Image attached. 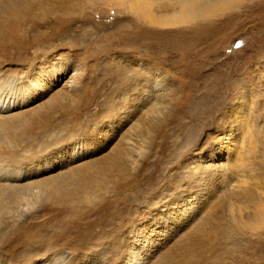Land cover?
Listing matches in <instances>:
<instances>
[{
	"label": "rangeland",
	"instance_id": "1",
	"mask_svg": "<svg viewBox=\"0 0 264 264\" xmlns=\"http://www.w3.org/2000/svg\"><path fill=\"white\" fill-rule=\"evenodd\" d=\"M122 1L123 5L109 7L105 0H39L35 4L40 7L29 15L34 27L25 36L23 31L0 29V46L4 49L2 52L0 48L2 81H17L36 74L38 69L34 67L39 59L45 64L44 57L75 61V70L60 76L50 92L60 91L57 106L38 107L46 103L49 93L43 103L23 107L18 101L29 103L26 87L27 91L14 103H8L9 109L0 111V124L16 116L17 121L27 120L25 123L33 127L24 133L26 125L17 123L15 134H11L15 139L0 146V151L11 153L15 159V143H19L38 152L19 171L21 176L39 174L14 182L52 177L59 183L60 176L73 168L77 169L76 177L84 176L72 193L51 197L45 215L31 221L42 227L48 237L64 233L70 241L50 246L47 256L34 250L36 253L29 262L30 256L22 254L13 264H35L48 257H52L49 264H81L91 253H99L92 264H121L126 253L129 261L142 260L143 264H264V208L260 199L251 203L253 208L247 210L242 225L236 209L242 204L228 195L230 189L239 190L247 183L257 184V191L264 193V68L259 64L252 67L254 61L264 58V51L245 55L252 40L264 38V0H198L199 6L208 9L204 16L167 25L150 22L149 15L153 13L160 19L178 14L183 8L182 1L186 0ZM99 5L104 8L100 13ZM138 9L143 12L141 16L136 13ZM121 52L154 57L164 68L165 75L156 77L154 87L159 90L145 89L136 101L137 104L144 98L157 103V112L149 116L155 130L145 133L150 142L148 158L134 169L128 164H116L111 154L121 133L136 119L143 118L142 105L138 110L131 109L139 113L134 119L127 117L103 133L109 138L96 142L95 159L86 158L55 173H50V164L32 163L77 136L94 119L103 120L113 114L112 110L102 112L104 101H112L109 107L115 109L120 92L138 71L115 55ZM233 69L243 76L247 85L244 91L234 87L230 79ZM16 89L8 86L3 98ZM130 99V95L122 98L125 108ZM229 102L236 107L224 116V106ZM20 113L23 115L18 116ZM36 119L39 121L35 122ZM127 119L131 123H126ZM211 128L216 131L208 135L204 147L216 142L219 146L205 156L203 151L200 153L202 149H197ZM224 138L232 143L223 149L220 143ZM132 144L135 147L136 144L131 141L133 150ZM101 152L104 154L99 155ZM23 154L31 158L28 152ZM80 155L88 154L74 151L71 159L77 160ZM177 165L182 167L173 171ZM196 176L204 178L207 186L214 184V189L208 188L205 194L206 189H199L202 186L199 180L195 181L192 187L197 190L190 195L206 198L188 197L196 205L194 213L188 217L183 215L187 212L172 215L174 224L162 231L161 240L149 235L144 241L145 234L133 235V229L142 226L147 233L149 226L162 227L160 223L170 216L162 214L165 212H160V206L179 202L175 199L181 196L185 181ZM156 203L161 205L158 207ZM24 205H20V212L32 210L30 205ZM248 214L255 216L249 221ZM146 215L150 217L143 220ZM178 216L181 222L175 221ZM24 218L17 216L10 221L16 226ZM198 225L200 228L193 231ZM58 253L60 257L53 259ZM154 254L155 258L149 261L147 257Z\"/></svg>",
	"mask_w": 264,
	"mask_h": 264
},
{
	"label": "bare ground",
	"instance_id": "2",
	"mask_svg": "<svg viewBox=\"0 0 264 264\" xmlns=\"http://www.w3.org/2000/svg\"><path fill=\"white\" fill-rule=\"evenodd\" d=\"M35 1L39 0H0V29L7 28L9 30H17L23 31V36H25L30 29L34 27V22L31 19V16H29L36 7H40L35 4ZM115 0H105V5L112 7L113 4L117 5H123L124 2L122 0H117V2H112ZM189 1H191L189 3ZM183 2V8L178 14L168 15L166 17L160 18L158 15H155L151 13L149 15V21L152 23H169V24H178L183 21H188L191 19L196 18L197 16H204V13L208 11V9H205L204 6H199L197 4L198 0H186ZM185 2V3H184ZM197 4V5H196ZM101 6V5H99ZM200 10H196V9ZM97 11L102 12L104 8L101 6V8L97 7ZM140 16L143 14V12L138 9L136 11ZM102 22V20H100ZM167 25V24H166ZM23 26L25 27L23 29ZM58 28L54 27L52 30H56ZM44 35V34H43ZM45 44L50 45L48 41H44ZM25 46L24 43L21 44V48L23 49ZM2 52H4V49L0 46ZM55 60L51 61V63H57L61 62L56 56ZM45 64H42L41 60L39 59L36 63L35 69H38L36 71L37 76L45 75V69L48 67V64L46 62H49L50 58L44 57ZM80 73V71H79ZM31 77V76H30ZM30 77H21L17 79V81H2L0 80V109H3V111L9 109L10 105L8 103L15 102L16 98L23 94L25 91H27L26 87H19L13 92L10 91L9 99H11L13 96V100L9 101L6 96L3 98V95L5 94V89L8 86H14L17 84H23L24 81L28 80ZM1 79V78H0ZM51 79V78H50ZM76 80V78H73ZM60 81V77L51 79V83H49L47 86L44 87V91L50 93L53 88L57 85L56 82ZM75 82V81H73ZM32 83H35L33 81ZM54 86V87H53ZM58 90V89H57ZM53 94L48 96V100L44 101L46 103L38 105L39 108H44L46 104L48 105H55L57 106L59 104V100L61 98L60 91H57ZM19 92V93H18ZM152 98H155V96H151ZM137 110L144 105V108L142 109L143 118L136 119L131 125V127L125 132L121 133V138L119 141L114 145L113 149L111 150V154L115 156V162L116 164H128L130 167L134 169H138L141 165V160H146L148 158V152L147 149L149 148L150 142L145 137V133L149 130H155L154 127L150 125L151 118L149 116H152L153 113L157 112L156 109V100H148V99H141L138 101ZM23 113L18 114V116H22ZM0 116H2L0 114ZM145 117V118H144ZM144 119V120H143ZM238 119V118H237ZM27 120L22 119L21 121L16 120V116L9 117V120L5 123L0 124V146L5 145L9 140L15 139V136H11V134H15L16 132V124L21 123L25 124L26 126L23 128L24 133L30 132L31 129H33L31 124H26ZM39 120L36 119L35 122H38ZM238 122V120H237ZM148 123V125H145ZM233 132V130H232ZM119 133V130L117 131ZM116 133V134H117ZM76 136L72 139H68V141L75 139ZM107 135L102 134V140L105 142L108 140ZM63 140H57V142H62ZM224 142L220 143L221 147L224 149L225 146H227L230 142L229 138H224L222 141ZM67 141V142H68ZM131 141L136 144V147L132 144L133 150L131 149ZM130 142V143H129ZM48 149V146L45 147L42 151H45ZM232 149V148H231ZM23 151L28 152L31 158H27L26 155L23 154ZM41 151V152H42ZM204 149L200 151L202 153ZM14 154L13 157L15 159H12V154L6 151H0V264H13V260L22 254H26L30 256V258L27 260V262L31 261V258L34 257L36 252H33L34 250L42 251L44 254L42 256H47L48 251L50 249V246L56 244L59 241L66 240L70 241L69 237H66L64 233H60L56 237H48L45 231L42 227L37 226L36 224L32 223L31 221L35 220L34 218H40L45 215L46 211V204L50 200L51 197H54L58 193L70 194L72 193V189L75 187V185L80 182L79 180L83 178L84 176L76 177L75 174L77 172L76 168H73L72 170H68L66 173H63L60 176V182L55 183L57 179H51L52 177H39L35 180H27L24 183H15L14 180L17 179H27L31 175H37L38 172L33 174H27L24 176H21L19 168L27 163L28 161L33 160L35 156L38 155L37 150H28L24 148L21 144L15 143L14 148ZM31 152V153H29ZM40 152V153H41ZM47 153V152H45ZM19 159V160H16ZM62 159V157H61ZM33 163V162H32ZM202 167L201 165H199ZM90 169H93L92 165L88 166ZM207 168V167H205ZM191 175L189 176L190 179ZM264 180V179H263ZM206 180L204 178H201L198 182L201 188H205V194H208V188L212 187L214 189V184L209 186L206 185ZM246 182V181H243ZM257 184H248L240 186L239 190L236 189H230V192L228 193L229 196H235L238 201L242 204L241 206L237 205V218L239 222L244 225L243 217H246V212L249 208H253L251 203L255 201L256 198L260 199V203L262 207L264 208V193H261L257 191ZM197 189H194V187H188L187 190H185V187H183L180 190L181 196H178L175 200H178L179 202H175L172 205L167 204L160 208V212H165L162 214H167L170 216L168 220L162 221L160 223V226L162 227H150L148 228V233L145 230V226L139 227L136 230H134V236L138 237L145 234L144 241L148 240V236L155 237V240H161L162 238H159L162 235H164V232H162L167 227H170L174 224V219L172 215L177 214H183L185 217L190 216L192 213H194L196 205L193 204V200L191 201L188 199V197L193 199H199L203 200L206 198V196L202 195V198H198V196L190 195L193 191ZM184 195H187V197H183ZM200 195V194H198ZM195 196V197H194ZM25 204L24 206L30 205V208L32 207V210H30L28 213L25 209L24 213L23 210L20 212L19 207L20 205ZM156 206H160L161 203H156ZM200 206V205H198ZM197 206V207H198ZM29 207V206H27ZM19 210V211H18ZM11 212H17L16 214ZM240 213V214H239ZM244 213V214H243ZM252 213V211H251ZM159 216L161 214H158ZM22 217L25 216V218L20 221L16 226L14 222H11L10 219H13L15 217ZM253 216L255 214H248L247 220H252ZM150 216H143V220H147ZM176 222H181V216H178L175 218ZM200 228V225H198L196 228L193 229V231H196ZM137 238H135L136 240ZM151 239V238H150ZM156 242V241H155ZM154 242V243H155ZM156 243H159L158 241ZM93 254V253H91ZM60 253L53 256V259L59 258Z\"/></svg>",
	"mask_w": 264,
	"mask_h": 264
},
{
	"label": "snow or ice",
	"instance_id": "3",
	"mask_svg": "<svg viewBox=\"0 0 264 264\" xmlns=\"http://www.w3.org/2000/svg\"><path fill=\"white\" fill-rule=\"evenodd\" d=\"M258 50L264 51V38L252 40L250 47L245 52V55H250L253 52H258ZM57 55H59V53H57ZM115 55L124 58L126 64L130 68H137L138 71L131 75V78L129 79L126 87L123 91L120 92L119 97L116 101L115 109H110L109 107L112 101H104V104L102 105L101 109L102 112H108L112 110L113 114L103 120L94 119L84 130L80 131L77 134L75 139L70 140L65 144H62L57 148H54L50 153L46 154L44 157L35 160L33 163H35L37 166L50 164L52 166L49 170L50 173H55L77 163H82L86 158L95 159L97 157V153L93 151V147L97 141L102 139V134L105 131L111 129L114 125H119L122 121H125L127 117H131L132 119H134L135 115L139 114L138 112L133 113L131 109L133 107H139V105L136 104V101L139 97L144 95L145 89L159 90L154 87L156 83V77H163L165 75V72L163 66L157 64L156 58L138 55L135 53L123 52L116 53ZM53 60H55V57H51L49 62H46L48 64V67L45 69V75L37 76L35 73H33V75L28 80L23 82V84L14 85V87L17 88H28L27 99L29 103L23 104L22 100L18 101V103L22 104L23 107H34L36 106V104L42 102L43 99H45L49 95V93L45 92L43 89L45 86L51 83V79L58 78L65 74H70L75 70V61H61L53 64L51 63V61ZM257 64L264 68V58H258L256 61H254L252 67H256ZM215 70L216 69L214 68L213 71ZM225 74L227 75V73ZM230 79L234 81V87L238 88L241 91H244L246 89V82L243 79V76L239 74L238 70L233 69L231 71ZM33 81H35V83H32ZM169 83H171V81H169ZM137 88H140L139 92L135 91ZM125 95L131 96V99L128 101L126 108L125 103L122 100ZM234 107H236V105L229 102L224 106V111L222 115L227 116ZM0 111H3V109H0ZM126 123H131V119H127ZM214 131H216V129L211 128L208 132L205 133V136L201 141L200 148L197 149V151L204 149L203 155L205 156L208 154V152L215 150V147L219 146V142H216L214 145H210L207 148L204 147L207 144L208 135ZM74 151L78 153H85L88 155H80L78 156L77 160H72L71 154ZM103 154V152L99 153V155ZM61 157H63V161L60 159ZM181 167L182 165H177V168L173 171H177ZM200 179V176H196L192 181H185V190H187L188 187L193 186L195 184V181H198ZM156 198L157 197L154 196L153 200H155ZM163 206L164 205H161L160 207ZM158 210L159 209H156L155 211ZM158 252L159 250H157L156 254H158ZM98 255L99 253L91 254L90 258L81 261V264H92V261L95 260ZM144 255H147V253H144ZM154 258L155 254L153 256L147 257L149 261L153 260ZM50 260H52V257L38 260L35 262V264H49ZM121 264H143V261L141 260L139 262H131L128 259V254L126 253L124 260L121 261Z\"/></svg>",
	"mask_w": 264,
	"mask_h": 264
}]
</instances>
